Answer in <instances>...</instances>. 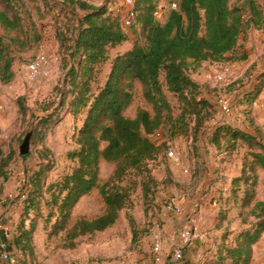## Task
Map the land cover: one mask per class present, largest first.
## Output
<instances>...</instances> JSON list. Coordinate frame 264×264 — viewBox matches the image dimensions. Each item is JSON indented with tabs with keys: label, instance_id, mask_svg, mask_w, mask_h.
I'll list each match as a JSON object with an SVG mask.
<instances>
[{
	"label": "trees",
	"instance_id": "16d2710c",
	"mask_svg": "<svg viewBox=\"0 0 264 264\" xmlns=\"http://www.w3.org/2000/svg\"><path fill=\"white\" fill-rule=\"evenodd\" d=\"M28 1L0 0V84H9L15 78L17 56L44 40L45 33L34 20ZM230 1L176 0L161 22L156 16V0H133L131 27L137 37L130 50L111 58V52L129 40L122 15L106 5L85 0H41L42 7L37 10L52 14L56 40L69 57L63 58L62 67L68 69L65 83L69 87L67 94L72 96L67 102L68 112L76 120L81 115L84 118L73 136L75 149L67 155L73 168L48 184L47 165L41 163L28 182L30 188L17 226L23 256L31 260L35 257L33 235L44 209L49 235L65 232L66 248H74L75 240L81 236L113 227L120 212L127 208L132 191L140 185L147 193L149 185L156 183L153 165L164 163L166 144H156L151 136L162 129L170 138L189 135L187 117L195 118L192 131L194 135L198 133L201 117L209 111L210 104L199 97V85L187 72L189 65L223 62L230 54V61L247 60L246 49L242 56L237 54L240 39L251 28L264 26V10L255 0H244L234 7ZM173 4L177 7L173 8ZM106 65L110 70L102 84ZM136 83L141 85L143 97L153 111L140 109L131 118L125 112L133 103ZM263 90L264 73L244 94L246 105L256 103ZM167 92L178 100L181 112L177 117ZM67 99L65 96L61 106L67 105ZM217 125L213 143L220 146L224 139L234 150L239 143L248 148L240 175L232 183L236 188L245 187L243 206L254 202L251 212L256 219L250 229L237 235L234 246L224 249V257L220 250V259L251 264L253 246L264 234V202L255 201L258 173L264 171V135L257 126L254 133H248L226 122ZM4 154L0 144V162ZM13 156V152L8 154L5 166ZM103 161L115 164V169L100 184ZM94 190L99 191L105 204L104 213L92 220L82 218L70 227L74 207ZM130 224L135 233L132 218Z\"/></svg>",
	"mask_w": 264,
	"mask_h": 264
},
{
	"label": "rangeland",
	"instance_id": "374dc122",
	"mask_svg": "<svg viewBox=\"0 0 264 264\" xmlns=\"http://www.w3.org/2000/svg\"><path fill=\"white\" fill-rule=\"evenodd\" d=\"M156 1L158 3L156 16L163 22L171 4L176 0ZM242 1L244 0H231L230 5L234 7ZM255 1L264 10V0ZM88 2L114 8V12L118 14L120 13L117 10L120 9L123 11V14H120L122 17L129 10L124 0H88ZM119 2H122L123 5H120ZM39 6L42 7L41 0L28 1V7L34 20L45 33L44 40L29 51L19 54L14 66L15 78L9 84H0V144L5 153L2 157L3 161L0 162V200L4 198V200L8 199L14 202L21 197L25 200L30 188L28 182L41 163L47 165L48 184L57 181L62 175L69 172L74 165L67 155L75 149L73 136L82 125L81 120L84 118L81 115L78 120L74 119L72 115L68 114L66 105L61 106L65 96L69 98L66 104L72 98L67 94L69 87L65 83L68 69L62 68L63 58L66 57L69 60V57L65 50L60 49V44L56 40L52 14L44 13V9L39 12L37 10ZM136 29L141 31L140 27H136ZM126 32L129 35V42L123 47L113 50L111 58L132 48L137 35L132 27L127 28ZM0 33H2L1 29ZM245 49L248 54V59L245 61H230V54L228 59L223 62L189 65L187 72L191 79L199 85V97L206 99L210 104L209 111L207 110L201 117L202 125L196 135L192 131L196 120L187 117L189 135L170 138L173 145L178 147L179 152L185 156L184 161L185 164H189L190 173L184 174L181 169L179 170L178 166L166 157L165 150V159L163 160L166 163L164 166L161 165L162 163L153 166L155 174L153 177L156 183L149 185L150 190L147 193L143 192L140 185L137 186L131 193V200L127 208L120 212L114 232L120 233L119 239L120 243H124L123 248L129 241L126 238L127 230H130L129 238L132 239V242L127 253L114 255L110 257V261H114L115 264H140L141 262L154 264L152 251L146 252L143 249L145 246H151L152 237L163 233L167 216H164L163 212L166 205L172 203L171 199L176 198L178 202L183 197L192 198L197 192L195 185L203 181L206 173H210L211 170L215 173L222 169V166L230 165L232 175L236 161L237 168L238 165L242 166L248 148L239 143L234 150L232 146H228L224 139H221L220 146L213 143L217 124L226 122L240 128H251L252 133H254V126H257L264 135L262 107L254 111L256 105H246L247 102L245 103L243 99L244 94L254 87L257 77L264 73V26L258 30L251 28L245 38L241 37L237 49L238 56H242ZM38 55L46 56L47 63L42 68L40 76L32 80L29 78L27 66ZM71 66L70 64L69 68ZM108 73L109 68L105 66L101 74L102 84L106 81ZM219 75L224 77L223 82L218 81L217 76ZM133 95V103L126 110V116L133 118L140 109L152 113V106L144 99L139 83H136ZM167 96L173 107L174 117L179 116L181 110L177 98L168 92ZM220 99L228 102L229 114H223L220 110L218 104ZM258 100L264 104V90ZM32 128H34V132L31 153L27 154L30 157L22 158L19 147ZM162 132L165 134V130ZM158 138L156 135L151 136L152 141L157 144L161 141ZM10 152L14 153L13 159L5 166L4 159ZM114 169L115 164L113 163L105 161L101 163L100 184L105 183L111 177ZM234 178L218 172V178L214 179L216 195L212 200H208V204L210 202L211 204L206 209L195 214L188 210V213L181 214V216H167L172 223H176L174 232L177 231V234L180 228L187 223L192 230L202 236V239L192 242V246L183 255L182 262L178 261L179 263L232 264L229 260L220 259V250L221 256L224 257V249L234 246L237 235L243 230L250 229L256 222L251 212L254 202L249 206H243L242 198L245 187L239 184L240 188H236L232 183ZM136 180L140 181L139 178ZM8 191H10V195ZM256 193L255 201L264 202V173H258ZM215 200H217L216 204H212ZM76 206L75 216L88 220L99 217L105 211V204L98 190L83 197ZM190 215L194 219L189 222L187 219H190L188 217ZM130 218L134 221L135 233L131 228ZM167 255L168 253L163 255V260H167ZM251 264H264V234L253 246Z\"/></svg>",
	"mask_w": 264,
	"mask_h": 264
},
{
	"label": "crops",
	"instance_id": "0c3cea01",
	"mask_svg": "<svg viewBox=\"0 0 264 264\" xmlns=\"http://www.w3.org/2000/svg\"><path fill=\"white\" fill-rule=\"evenodd\" d=\"M119 3L120 5H123L122 2ZM111 9L114 10V8ZM117 12L123 14V11L120 9H118ZM127 42H129V40ZM127 42H124L116 49L123 47V45L126 44ZM106 67H108L110 70L109 65H106ZM254 105H256L254 111L255 109L260 107H262L261 109L262 111H264L263 110L264 104L260 100L254 103ZM67 108H68V104L66 105V109ZM68 114L71 115L69 112ZM234 127H238V126H234ZM240 129L248 133H252L251 128L246 129L242 127ZM162 130H160V132ZM157 162H159V160ZM172 162L174 163V165L176 164V166H178L179 170L180 169L182 170V167L179 164L175 163L174 161ZM165 163L166 162L164 161V163H162L161 165L164 166ZM153 166L155 167L156 165ZM236 166H237V161H236ZM236 166L234 165V171H233L234 174L232 175H231L232 171L230 165H228L227 167L222 166V169L217 170V172L215 171V173H213V171L211 170L210 173H206L203 181L197 183L199 184V186H197V184L195 185V187H197V192L195 195L192 194L194 195L192 198L183 197L178 202L176 198H172L171 202L174 203L176 206L182 208L183 210L182 215L188 213V210L190 212H194L195 214L200 210L202 211L204 208L206 209L211 204V202L208 204V200H212L216 195L214 190V184H215L214 179L216 177L218 178V172L220 174L222 172L223 175L226 176L228 175V177H237L240 175L241 166L238 165V168ZM154 167H153V175H155ZM158 169H160V167H158ZM259 173L262 174L264 173V171H260ZM3 193L5 192L3 191ZM8 193L10 195V191H8ZM216 202L217 200H215L212 204H216ZM188 207L189 209H187ZM76 208L77 206L74 208V211L72 213L70 227L73 226L78 220L82 218L80 216L78 217L75 216ZM23 209H24V200L22 197L18 198L14 202L8 199L4 200V198L0 200V264H9L1 259V254L3 252H6L11 256L15 257L17 259V264H115L114 261L109 260L110 257L114 255H119L120 253L123 254L124 252L127 253L130 249V245L132 242V239L129 238L130 230L129 231L127 230L128 236L126 237L129 241H127L126 247L123 248L124 243L123 242L120 243L121 240L119 239L120 233L114 232L117 227V222L113 227L103 232H97L94 235H86L79 237L78 239L75 240L76 246L74 248H66L65 232H62L54 236L49 235V232L46 229V222H45L47 210L44 209L43 211L44 217L38 221L36 231L33 235V246H34L35 257L33 260H31L29 257L22 255V253L19 250V246L17 242L18 239L17 226L21 220ZM163 215L178 216L173 213H168L166 210H164ZM167 216L165 220L166 225H164V228L162 230L163 233H159L158 235L152 237L151 246L150 247L145 246L143 251L146 252L153 251L154 244L159 243L161 246V261L158 263L155 262L154 264H182L174 260L171 256L172 249L179 240V232L181 228L178 231V234L177 231L174 232L176 228V223H172L171 219ZM188 217L190 218L187 219L189 222L193 221L194 217H192L191 215ZM192 244H190L184 250V254H186V252L188 251L189 247L192 246ZM165 253H168L167 260H163L164 258H162ZM20 260L21 262H19Z\"/></svg>",
	"mask_w": 264,
	"mask_h": 264
},
{
	"label": "built area",
	"instance_id": "2783aa9c",
	"mask_svg": "<svg viewBox=\"0 0 264 264\" xmlns=\"http://www.w3.org/2000/svg\"><path fill=\"white\" fill-rule=\"evenodd\" d=\"M124 3L126 6L129 7V10L127 14L123 17V26L125 29L130 28L133 23L134 19V14H133V0H124ZM173 8H176L177 6L173 4ZM47 63V58L44 55H38L34 60H32L28 66H27V71L29 78L32 80L37 79L42 71V68L44 65ZM218 81L223 82L224 77L222 75L217 76ZM219 108L222 111L223 114H229L230 113V106L227 101L224 99H220L218 101ZM158 139L161 140L158 145L160 144H166V156L167 158L171 159L175 163L179 164L182 167V171L184 174H189L190 173V166L189 164H185V156L183 155L182 152H179L178 147L173 145L170 137L164 134L162 131H158L156 134ZM152 135V136H154ZM157 144V143H156ZM165 210L168 213H173L176 215H181L183 210L181 207L175 206L172 203H168L166 205ZM202 239V236L197 233L196 231L192 230L189 225H184L180 232H179V240L175 244V246L172 249L171 256L174 260L176 261H181L183 259V254L184 250L192 244V242ZM153 256H154V261L155 262H160L161 261V246L159 243H155L153 247ZM1 259L9 264H17V259L10 254L3 252L1 254ZM140 264H146V262H141Z\"/></svg>",
	"mask_w": 264,
	"mask_h": 264
},
{
	"label": "water",
	"instance_id": "95a60500",
	"mask_svg": "<svg viewBox=\"0 0 264 264\" xmlns=\"http://www.w3.org/2000/svg\"><path fill=\"white\" fill-rule=\"evenodd\" d=\"M34 128H32L25 136L22 144L19 147L21 155H27L31 153V142L33 136Z\"/></svg>",
	"mask_w": 264,
	"mask_h": 264
}]
</instances>
